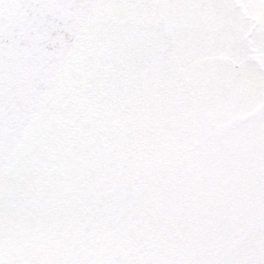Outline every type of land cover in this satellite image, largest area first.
I'll return each instance as SVG.
<instances>
[{
  "label": "snow or ice",
  "instance_id": "snow-or-ice-1",
  "mask_svg": "<svg viewBox=\"0 0 264 264\" xmlns=\"http://www.w3.org/2000/svg\"><path fill=\"white\" fill-rule=\"evenodd\" d=\"M0 264H264V0H0Z\"/></svg>",
  "mask_w": 264,
  "mask_h": 264
}]
</instances>
